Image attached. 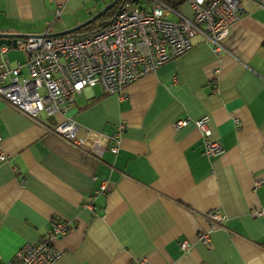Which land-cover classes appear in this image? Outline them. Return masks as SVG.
I'll return each instance as SVG.
<instances>
[{
  "label": "crops",
  "instance_id": "1",
  "mask_svg": "<svg viewBox=\"0 0 264 264\" xmlns=\"http://www.w3.org/2000/svg\"><path fill=\"white\" fill-rule=\"evenodd\" d=\"M109 1L0 0V33L63 31ZM241 5L218 56L193 34L188 51L125 86L123 97L97 84L75 93L64 115L81 147L49 130L54 116L35 122L0 99L1 259L61 219L72 227L53 240L59 264H264V10ZM24 60L16 47L0 52V67L19 63L21 77ZM204 114L222 148L215 156L203 154L193 123ZM177 119L186 125L175 129ZM120 121L116 156L86 153ZM214 209L225 220L207 244L196 241Z\"/></svg>",
  "mask_w": 264,
  "mask_h": 264
},
{
  "label": "built area",
  "instance_id": "2",
  "mask_svg": "<svg viewBox=\"0 0 264 264\" xmlns=\"http://www.w3.org/2000/svg\"><path fill=\"white\" fill-rule=\"evenodd\" d=\"M242 2L264 10V0H185L189 14L162 0H147L141 7L121 0L107 22L91 34L48 36L45 31L16 38L15 47L25 54L22 66L27 76H20L19 63L14 68L1 66L0 99L35 122L39 113L54 116L56 123L49 130L81 147L82 141L76 137L77 125L64 115L75 93L97 84L104 93L119 99L124 96L125 86L188 51L193 34L200 35L218 56L224 50L223 39L230 25L244 13ZM7 47L0 45V52ZM209 120V115L204 114L193 121L207 157L222 152L220 144L208 138ZM186 123L187 119H177L173 127ZM123 129L120 121L109 135H97L86 153L98 158L108 150L116 156ZM5 158L0 136V161ZM104 190L105 185L101 184L96 193ZM250 214L261 216L263 211L254 209ZM204 217L207 229L197 234L196 241L207 244L210 233L222 225L225 217L215 209ZM71 227L66 220H55L38 241L23 243L10 258H0V264H59L62 252L53 240L64 236ZM188 247L187 241L179 242L182 252ZM131 264H144V260H133Z\"/></svg>",
  "mask_w": 264,
  "mask_h": 264
},
{
  "label": "water",
  "instance_id": "3",
  "mask_svg": "<svg viewBox=\"0 0 264 264\" xmlns=\"http://www.w3.org/2000/svg\"><path fill=\"white\" fill-rule=\"evenodd\" d=\"M121 1V0H110L108 3H106L103 7H101L95 14L91 15L88 19L83 21L82 23H79L78 25L71 27L69 29L55 32V33H49L48 36H57L62 35L66 33H72L80 28H82L85 25H88L90 22L96 20L98 17H100L106 10H108L114 3ZM36 35H19V34H10V33H0V45H6V46H12L15 47V39L20 37H31Z\"/></svg>",
  "mask_w": 264,
  "mask_h": 264
},
{
  "label": "trees",
  "instance_id": "4",
  "mask_svg": "<svg viewBox=\"0 0 264 264\" xmlns=\"http://www.w3.org/2000/svg\"><path fill=\"white\" fill-rule=\"evenodd\" d=\"M129 2L132 3H136L138 0H127ZM147 0H143L142 3H146ZM165 3L171 5L174 8L180 9V6L184 5V1L185 0H162ZM121 1H118L116 3H114L108 10H106L100 17L99 19L103 18L102 22L96 24L95 20L90 22L88 25L83 26L82 28L76 30L73 32V34L75 35H85V34H91L92 32H94L96 29H99L100 27H102L106 22V19L109 18L114 11L116 10V8L118 7V5L120 4ZM91 25V26H89ZM96 27V28H95Z\"/></svg>",
  "mask_w": 264,
  "mask_h": 264
},
{
  "label": "rangeland",
  "instance_id": "5",
  "mask_svg": "<svg viewBox=\"0 0 264 264\" xmlns=\"http://www.w3.org/2000/svg\"><path fill=\"white\" fill-rule=\"evenodd\" d=\"M143 2V0H138L136 3H135V6H137V7H141V6H144V3H142ZM108 3V2H107ZM171 17V16H170ZM172 18V17H171ZM103 18H101V19H96L95 20V23L96 24H98V23H100V21L102 20ZM89 26H91V25H89ZM11 49H15V48H11Z\"/></svg>",
  "mask_w": 264,
  "mask_h": 264
}]
</instances>
